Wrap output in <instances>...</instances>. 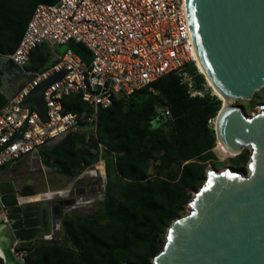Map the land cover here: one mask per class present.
<instances>
[{"label": "trees", "instance_id": "1", "mask_svg": "<svg viewBox=\"0 0 264 264\" xmlns=\"http://www.w3.org/2000/svg\"><path fill=\"white\" fill-rule=\"evenodd\" d=\"M59 1L0 0V55L17 48L38 4ZM37 49L28 69L43 71L50 59L36 56ZM185 71L202 96L191 97L180 77L169 73L152 84L154 93L142 89L101 110L95 137L80 132L42 149L44 165L73 179L97 163L98 145H103L104 200L87 215L67 214L61 224L64 244L43 242L29 251L25 264H152L167 230L184 215L192 194L206 180L208 165L216 160L210 123L222 102L205 90L196 67ZM5 104L0 96V107ZM62 107L65 113L91 112L79 95L63 98ZM159 109H167L170 117ZM230 160L237 172L247 173L246 155Z\"/></svg>", "mask_w": 264, "mask_h": 264}, {"label": "water", "instance_id": "2", "mask_svg": "<svg viewBox=\"0 0 264 264\" xmlns=\"http://www.w3.org/2000/svg\"><path fill=\"white\" fill-rule=\"evenodd\" d=\"M184 13L200 62L231 104L224 108L222 103L216 117V140L233 156L250 148V159L247 175L230 168L206 171L203 186L189 201L187 213L172 222L152 264H264V103L251 117L235 105L264 87V0H184ZM67 49L89 63L82 46L69 42L59 52ZM16 74L21 71L0 57V92L7 102L29 82L23 75L13 85L10 79ZM64 75L61 71L35 86L21 107L47 122L44 93ZM26 126L0 152L20 139ZM0 205L8 214L0 223L2 264H25L13 246L44 239L42 232L48 233L42 231V212L38 203L22 205L10 181H0Z\"/></svg>", "mask_w": 264, "mask_h": 264}, {"label": "built area", "instance_id": "3", "mask_svg": "<svg viewBox=\"0 0 264 264\" xmlns=\"http://www.w3.org/2000/svg\"><path fill=\"white\" fill-rule=\"evenodd\" d=\"M74 42L89 53L85 63L67 49L43 71L28 70L34 49L47 44L64 46ZM196 49L184 13V0H60L38 4L17 48L0 55L29 80L22 91L0 108V149L27 122L23 136L0 152V168L37 154L68 135L85 129L96 136L99 112L118 97L128 98L151 87L161 77L176 73L187 85L190 96H202L194 89L186 66L196 67ZM65 71L64 77L44 93L48 121L21 107L23 98L50 76ZM79 95L90 113H65L63 98ZM170 117L167 109H159ZM97 163L91 170L106 181L104 146L99 144ZM45 240L51 239L46 236ZM14 254L22 259L26 249Z\"/></svg>", "mask_w": 264, "mask_h": 264}, {"label": "rangeland", "instance_id": "4", "mask_svg": "<svg viewBox=\"0 0 264 264\" xmlns=\"http://www.w3.org/2000/svg\"><path fill=\"white\" fill-rule=\"evenodd\" d=\"M54 51L51 46L47 44L41 45L35 51V55H44L51 61ZM30 66V63H29ZM27 67V69L29 68ZM30 70V69H28ZM205 90H208L211 95H214L213 90L208 87L205 80ZM264 103V87L257 91L251 100H239L235 103L236 106L240 107L246 117H251L261 112V106ZM210 126L214 128L215 122L212 121ZM87 137L92 135L89 129L82 131ZM35 155L28 156L17 162L11 163L6 169L0 168V179L10 180L16 193L20 196L32 195V197H39L41 195H48L50 201L63 200L66 201L67 207L70 209L67 214L77 213L79 215H87L95 211L100 203L104 200L105 185L104 179L98 175L95 177L94 168L89 171H83L78 177L73 179L65 178L55 172L54 168L47 167L43 164L40 152ZM214 154L216 160L208 165L207 170H213L216 172L230 168L237 171V166L231 162L236 156H227L221 153L216 146L214 148ZM242 154L246 155L250 159V148L243 150ZM248 162L245 167L248 173ZM243 174V175H247ZM59 193L58 197H52L51 194ZM195 193V192H194ZM192 194V196L194 195ZM38 199V200H39ZM74 206V209L72 207ZM184 214L187 213L188 205ZM1 219V217H0ZM62 229V227H61ZM60 230L54 238L44 241H34L31 243H17L13 246L15 253L18 250L26 249L28 252L40 244L44 243H58L64 244L65 236L63 231Z\"/></svg>", "mask_w": 264, "mask_h": 264}, {"label": "flooded vegetation", "instance_id": "5", "mask_svg": "<svg viewBox=\"0 0 264 264\" xmlns=\"http://www.w3.org/2000/svg\"><path fill=\"white\" fill-rule=\"evenodd\" d=\"M0 181H10L7 179H0ZM16 192V191H15ZM17 198L21 199L22 205H30L34 203H38L39 209L42 212V231L47 232V235H44L42 232V238H45L46 236H51V239L54 238V236L60 232L59 229H61V224L64 219V217L67 215V204L66 201L63 200H54L50 201L48 195H41L40 199L39 197H32V195H24L20 196L18 193H16ZM39 199V200H38ZM7 210L2 208L0 205V223L6 222L7 218ZM10 216V215H9ZM45 239H42L41 241H44Z\"/></svg>", "mask_w": 264, "mask_h": 264}, {"label": "bare ground", "instance_id": "6", "mask_svg": "<svg viewBox=\"0 0 264 264\" xmlns=\"http://www.w3.org/2000/svg\"><path fill=\"white\" fill-rule=\"evenodd\" d=\"M196 68H197L198 72L205 77V80H206V82L208 84V87H210L213 90L215 96H217L221 100V102L223 103L224 108L229 107L231 105L230 102L226 98H224L222 96V94L218 91L216 86L212 83L210 77L206 73V71H205V69H204V67H203L202 63L200 62V60H199L197 55H196ZM214 122L216 123V119L214 120ZM216 146L221 151V153L226 154L227 156L228 155L229 156H233V155L229 154L225 150V148L223 147V145L221 144L220 141L217 142ZM54 194H59V193H53V194H51V196L54 197Z\"/></svg>", "mask_w": 264, "mask_h": 264}, {"label": "crops", "instance_id": "7", "mask_svg": "<svg viewBox=\"0 0 264 264\" xmlns=\"http://www.w3.org/2000/svg\"><path fill=\"white\" fill-rule=\"evenodd\" d=\"M52 47V49H53V51H54V54H53V57H52V59H51V61L49 62V64L52 62V61H54L57 57H59V56H61L63 53H60L59 52V49L62 47V46H56V47H53V46H51ZM9 64H11L10 62H8ZM48 64V65H49ZM12 65V64H11ZM22 76H23V74L21 73V74H16V77H12V79H10L11 80V83L13 84V85H18L20 82H22L23 81V79H22ZM11 77H9L8 76V78H11ZM6 85L7 86H11V84H7V82H6ZM0 96H2L5 100H6V103H7V99L5 98V96L0 92ZM1 108V107H0Z\"/></svg>", "mask_w": 264, "mask_h": 264}]
</instances>
